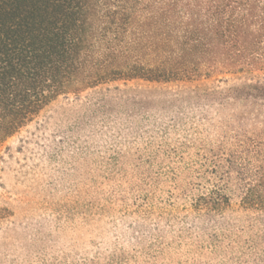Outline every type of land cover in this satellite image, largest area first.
Instances as JSON below:
<instances>
[{"label":"trees","instance_id":"trees-1","mask_svg":"<svg viewBox=\"0 0 264 264\" xmlns=\"http://www.w3.org/2000/svg\"><path fill=\"white\" fill-rule=\"evenodd\" d=\"M258 72L264 0H0V147L70 96L83 99L64 108L60 149L196 118L235 132V150L199 144L200 160L172 172L181 221L210 263L264 264V138L244 148L236 136L245 125L264 133V77L249 78ZM159 155L169 157H149Z\"/></svg>","mask_w":264,"mask_h":264},{"label":"rangeland","instance_id":"rangeland-1","mask_svg":"<svg viewBox=\"0 0 264 264\" xmlns=\"http://www.w3.org/2000/svg\"><path fill=\"white\" fill-rule=\"evenodd\" d=\"M231 81L224 76L209 83ZM82 99L57 98L0 147V264H227L210 263L188 237L181 221L187 201L172 172L200 160L199 144L214 147L221 140L235 150V132L212 131L196 118L166 133L100 136L88 147L82 137L74 149H60L63 133L56 130L65 122L64 108ZM243 129L236 136L246 141L244 148L252 145L248 138H264L250 125ZM155 150L169 157L151 159ZM231 198L236 208L238 194Z\"/></svg>","mask_w":264,"mask_h":264}]
</instances>
